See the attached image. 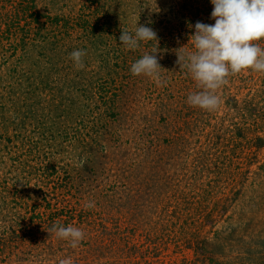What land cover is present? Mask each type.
<instances>
[{
    "label": "rangeland",
    "instance_id": "rangeland-1",
    "mask_svg": "<svg viewBox=\"0 0 264 264\" xmlns=\"http://www.w3.org/2000/svg\"><path fill=\"white\" fill-rule=\"evenodd\" d=\"M212 10L0 0V264H264V73L230 77L208 112L186 103L198 89L176 63ZM137 24L158 41L127 50ZM153 47L161 86L130 72ZM55 223L86 238L74 249Z\"/></svg>",
    "mask_w": 264,
    "mask_h": 264
},
{
    "label": "clouds",
    "instance_id": "clouds-1",
    "mask_svg": "<svg viewBox=\"0 0 264 264\" xmlns=\"http://www.w3.org/2000/svg\"><path fill=\"white\" fill-rule=\"evenodd\" d=\"M213 10L211 19L214 24L197 21L194 34L189 36L188 45L176 50V63L180 71H185L195 82L198 91L188 94L186 103L208 112L216 111L221 105L218 90L229 83V78L243 71L264 73V0H211ZM122 21V20H121ZM123 24V22H122ZM120 44L127 50H136L141 42L158 41L157 33L148 26H135L129 30L122 26ZM144 53L130 66L133 76L151 78L161 86V69L157 53ZM83 49H75L69 54L77 70L85 67ZM164 69V68H163ZM85 209L95 207L94 201L84 205ZM47 231L58 239L67 241L77 248L84 241L83 229L71 224L64 226L55 223ZM59 264H72L71 258L61 259Z\"/></svg>",
    "mask_w": 264,
    "mask_h": 264
}]
</instances>
